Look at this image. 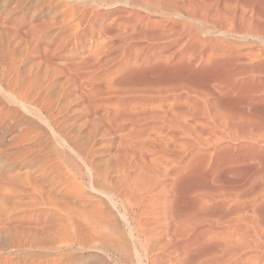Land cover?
I'll use <instances>...</instances> for the list:
<instances>
[{
	"label": "bare ground",
	"instance_id": "1",
	"mask_svg": "<svg viewBox=\"0 0 264 264\" xmlns=\"http://www.w3.org/2000/svg\"><path fill=\"white\" fill-rule=\"evenodd\" d=\"M0 264H264V0H0Z\"/></svg>",
	"mask_w": 264,
	"mask_h": 264
}]
</instances>
